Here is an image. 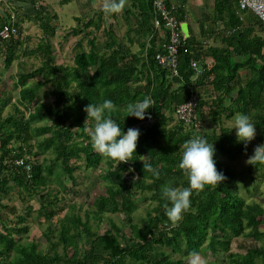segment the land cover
I'll return each instance as SVG.
<instances>
[{
	"label": "trees",
	"instance_id": "16d2710c",
	"mask_svg": "<svg viewBox=\"0 0 264 264\" xmlns=\"http://www.w3.org/2000/svg\"><path fill=\"white\" fill-rule=\"evenodd\" d=\"M239 1L215 0L216 23L232 33L228 48L209 51L212 61L182 35L178 77L158 63L157 52L133 53L113 25L105 28L103 41L89 31L95 21H86V28L72 35L70 67L57 61L48 39L56 33L52 20L41 22L42 43L34 49L19 35L2 39L7 22L0 23V68L34 53L42 59V66L17 74L16 100L4 91L0 79V264H192V254L200 257L204 251L212 259L223 252L230 264H264V208L240 195L236 185L240 171L228 163L250 150L237 143L233 129L237 113L248 115L257 127L251 146L264 144V26L252 12H246L250 22H243ZM154 2L142 8V14L156 34ZM175 18L181 27L188 17L177 7ZM163 29L164 23L159 30ZM168 38L167 33L166 43ZM236 48L240 50L234 55ZM45 86L52 88L49 102L40 97ZM194 94L200 99V114L188 124L181 119L180 109ZM146 96L153 100L146 114H152L154 122L147 123V117L127 118L122 111L126 105ZM104 99L117 106L112 118L125 134L129 128L140 131L129 163H102L91 147L84 108ZM205 123L212 127L202 131ZM93 126L89 120L86 127ZM193 136L214 144L216 167L225 180L193 194L191 207L172 226L161 187L188 186L178 164L183 143ZM82 160L99 175L100 183L79 201L82 189L77 186V172ZM19 161L24 164L19 166ZM143 163L158 170L159 179L143 171ZM263 166L251 165L249 170ZM26 168L33 169L31 180L24 175ZM11 192L21 196L20 206L24 200L31 202L26 214H17L18 206L10 203ZM7 212L16 217L11 219ZM34 214L46 226L47 251L35 239L23 242L29 233L27 221ZM106 216L109 226L103 233L95 231L93 223Z\"/></svg>",
	"mask_w": 264,
	"mask_h": 264
},
{
	"label": "crops",
	"instance_id": "0c3cea01",
	"mask_svg": "<svg viewBox=\"0 0 264 264\" xmlns=\"http://www.w3.org/2000/svg\"><path fill=\"white\" fill-rule=\"evenodd\" d=\"M155 1V0H154ZM174 7H179L187 15V20L181 24V32L185 41L193 42L194 48L206 55L207 61H212L207 55L213 48H228L232 30L215 20V0H167ZM153 0H126L125 7L117 14L105 16L101 10L100 0H44L40 6H36L31 0H0V23L6 21L13 25L15 35L27 36L30 33H41L42 21L52 20L56 33L51 36L73 37L86 28V21H95V25L89 26V31H95L94 37L106 39L105 28L113 25L118 32L119 39L124 40L137 56H146L150 51L158 52L164 49L167 41V30H159L155 34L151 21L147 22L142 14V8H147ZM95 3V7L93 4ZM213 5V7H212ZM69 14L77 26L66 28L62 25L59 33L61 16ZM241 20L249 23L247 13L239 12ZM211 18V19H210ZM105 21L103 25L102 21ZM109 20V26L107 23ZM156 22V20H155ZM6 23V24H7ZM103 26V27H102ZM81 29H79V28ZM67 38V37H65ZM75 40V39H74ZM71 41V44H73ZM26 39H22V42ZM240 49L236 48L237 55Z\"/></svg>",
	"mask_w": 264,
	"mask_h": 264
},
{
	"label": "clouds",
	"instance_id": "9594fccd",
	"mask_svg": "<svg viewBox=\"0 0 264 264\" xmlns=\"http://www.w3.org/2000/svg\"><path fill=\"white\" fill-rule=\"evenodd\" d=\"M100 3L104 15L111 16L125 7L126 0H100ZM95 6L94 3L93 7ZM152 104V98L146 96L142 100L128 103L122 111H126L127 118L135 117L143 121ZM117 110V106L110 99H104L99 105L91 103L84 108L87 114L84 127L90 136L91 147L102 157V163L111 161L114 164H126L136 153L140 131L129 128L125 134L112 118V113ZM89 120L94 121L92 128L86 127ZM256 128L248 115H235L233 129L236 130L237 143H242L245 149L256 138ZM215 154L214 144L209 143L206 138L193 136L183 143L178 168L186 178L188 186L173 187L171 184H165L161 187L165 214L172 226H176L191 207L193 194L199 195L206 187L215 188L224 182L225 176L216 167ZM246 163L252 166L264 165V144L255 147ZM143 171L150 172L159 179L158 170L151 165L143 163ZM192 264H201L196 253L192 254Z\"/></svg>",
	"mask_w": 264,
	"mask_h": 264
},
{
	"label": "rangeland",
	"instance_id": "374dc122",
	"mask_svg": "<svg viewBox=\"0 0 264 264\" xmlns=\"http://www.w3.org/2000/svg\"><path fill=\"white\" fill-rule=\"evenodd\" d=\"M213 7V5H212ZM57 23H60L59 33L61 34V28L62 25H65L66 28L77 26V23L74 22L70 15L64 14L61 16V21H58ZM54 24V21L51 23V25ZM79 28V27H77ZM81 29V28H79ZM78 31V33L80 34ZM42 37H43V30L41 29L40 35L38 34H32L30 33L27 36H22V39H26L27 43H29V46L34 49L39 44L42 43ZM67 37V38H65ZM74 40V37H68L65 36H51L49 41L53 43L54 50L56 52V59L59 63H63L66 66H73L74 61V51L72 49L71 41ZM29 41V42H28ZM42 66V59L39 55L35 54L27 56L23 60H16L14 61L8 68H0V79L4 82V91L5 92H11L13 94V97L16 100V97L18 96L17 92L13 91L14 89V82L17 81V74L19 72L24 71H32L35 68H38ZM242 81L246 82L247 80V74L243 73L241 75ZM0 84L2 82L0 81ZM52 88L50 86H45L41 92L40 97L42 101L49 102L53 99L51 93ZM10 108L7 109L9 111ZM28 116V114L26 115ZM42 120L40 123H43ZM192 122H189L188 124H191ZM234 125V122H233ZM210 123H205L203 126H200V129L203 131L207 128H211ZM236 132V130H235ZM252 143H250L248 146L250 147V150L242 155L239 160L236 162H228L229 165L232 167H235L238 171H240V176L237 181V187L239 190L240 195L244 197L247 201V203L250 202H256L263 206L264 208V166L260 170H254L250 171L251 165H248L246 163L247 159L253 154V150L256 146H251ZM223 160V159H221ZM77 186L82 189V194L79 199V201L85 200L87 198L88 194H92L94 192V189L96 187H99V175L92 169H87L86 163L84 160L79 164L78 172H77ZM70 183V182H69ZM11 204L18 206L17 214H26L27 213V206L31 203L27 200H24V205H21L22 200L21 196L17 192H11ZM23 201V200H22ZM5 202H8V199H5ZM63 204V203H61ZM141 213H145V208H140ZM7 216H9L11 219H14L16 215L12 212H7ZM63 216V215H62ZM116 219V217H114ZM27 224L29 227V233L26 238H23L25 243H29L32 239H35L40 242L41 248L44 250H48L50 248V244L46 241L44 237V231H45V225H40L38 220V215L34 214L29 220L27 221ZM94 230L98 231L100 233H103L105 229L109 226V219L106 216L102 221L93 223ZM2 229V228H1ZM3 230V229H2ZM201 264H230L227 260L225 254L223 252H220L215 259H212L208 252L204 251L202 255L199 257Z\"/></svg>",
	"mask_w": 264,
	"mask_h": 264
},
{
	"label": "built area",
	"instance_id": "2783aa9c",
	"mask_svg": "<svg viewBox=\"0 0 264 264\" xmlns=\"http://www.w3.org/2000/svg\"><path fill=\"white\" fill-rule=\"evenodd\" d=\"M37 7L40 6L44 0H31ZM154 9L158 15L156 18V27L159 29L161 24H165V29L169 34L168 42L165 44L162 52L156 53V60L158 63L169 70L175 76H179V48L183 44L182 32L179 22L175 18L174 6H169L166 0H155ZM239 9L242 13L252 12L262 21L264 26V0H240ZM11 35H15L13 25L7 23L1 31L2 39H9ZM200 99L194 94L188 104L180 109V117L185 122H194L198 119L200 114ZM147 123H153V115L146 114ZM19 166L23 165V161L17 163ZM32 168H26L24 174L28 180L32 179ZM129 179V176H126Z\"/></svg>",
	"mask_w": 264,
	"mask_h": 264
},
{
	"label": "water",
	"instance_id": "95a60500",
	"mask_svg": "<svg viewBox=\"0 0 264 264\" xmlns=\"http://www.w3.org/2000/svg\"><path fill=\"white\" fill-rule=\"evenodd\" d=\"M108 26H109V20H107Z\"/></svg>",
	"mask_w": 264,
	"mask_h": 264
}]
</instances>
